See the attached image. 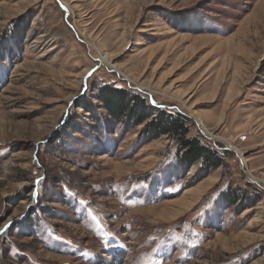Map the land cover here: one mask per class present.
Returning a JSON list of instances; mask_svg holds the SVG:
<instances>
[{
	"label": "rangeland",
	"instance_id": "374dc122",
	"mask_svg": "<svg viewBox=\"0 0 264 264\" xmlns=\"http://www.w3.org/2000/svg\"><path fill=\"white\" fill-rule=\"evenodd\" d=\"M106 87L226 167L180 169ZM4 167L0 264H264V0H0Z\"/></svg>",
	"mask_w": 264,
	"mask_h": 264
},
{
	"label": "trees",
	"instance_id": "16d2710c",
	"mask_svg": "<svg viewBox=\"0 0 264 264\" xmlns=\"http://www.w3.org/2000/svg\"><path fill=\"white\" fill-rule=\"evenodd\" d=\"M97 99L114 122L120 124L124 120H131L137 126L146 124L144 132L149 140H157L162 136L173 140L178 145L176 160L180 169L188 170L193 165L201 164V172L206 177L210 172L226 167L225 156L212 145L205 144L200 136L189 138L190 127L187 118L160 113L155 119L150 120L154 114L147 109V102L138 95L121 89L106 87L100 91ZM224 199L230 206H235L240 201L235 194L224 195ZM243 199H246L244 203L251 207L260 200V198L250 200L246 197Z\"/></svg>",
	"mask_w": 264,
	"mask_h": 264
},
{
	"label": "crops",
	"instance_id": "0c3cea01",
	"mask_svg": "<svg viewBox=\"0 0 264 264\" xmlns=\"http://www.w3.org/2000/svg\"><path fill=\"white\" fill-rule=\"evenodd\" d=\"M194 166V165H193ZM200 166V168H201V164L199 165ZM220 169V168H219ZM184 171H186V170H184ZM236 195V197H237V199H240V196L239 195H237L236 193H234V191H232L231 189H229L228 188V191L225 193V195L227 196H229V195ZM224 197V196H223ZM231 203V202H230ZM229 204V203H228ZM230 205V204H229ZM231 205H232V203H231ZM237 205V204H236ZM232 206H234V205H232Z\"/></svg>",
	"mask_w": 264,
	"mask_h": 264
},
{
	"label": "bare ground",
	"instance_id": "6f19581e",
	"mask_svg": "<svg viewBox=\"0 0 264 264\" xmlns=\"http://www.w3.org/2000/svg\"><path fill=\"white\" fill-rule=\"evenodd\" d=\"M110 59H111V57L109 58V57L106 56V57H104V58L102 59V61H103L105 64H111ZM0 170H1V171H2V170H4V171H9L8 168H6V167L1 168Z\"/></svg>",
	"mask_w": 264,
	"mask_h": 264
}]
</instances>
